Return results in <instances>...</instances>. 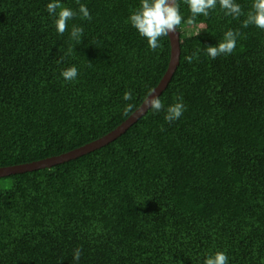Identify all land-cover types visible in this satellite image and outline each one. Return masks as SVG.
I'll use <instances>...</instances> for the list:
<instances>
[{
  "label": "trees",
  "instance_id": "1",
  "mask_svg": "<svg viewBox=\"0 0 264 264\" xmlns=\"http://www.w3.org/2000/svg\"><path fill=\"white\" fill-rule=\"evenodd\" d=\"M50 2L0 0V168L108 135L169 68L170 36L153 51L128 21L141 0H60L77 12L63 35ZM235 2L239 18L217 0L189 25L178 0L181 57L159 96L164 109L78 158L0 176V264H203L217 251L228 264H264V29L242 26L254 0ZM229 29L242 34L235 51L213 60L207 47ZM71 65L78 77L66 81ZM180 96L186 110L169 123Z\"/></svg>",
  "mask_w": 264,
  "mask_h": 264
},
{
  "label": "clouds",
  "instance_id": "2",
  "mask_svg": "<svg viewBox=\"0 0 264 264\" xmlns=\"http://www.w3.org/2000/svg\"><path fill=\"white\" fill-rule=\"evenodd\" d=\"M189 5L191 17L187 20V24L192 25L198 15L207 17L209 10L214 9L217 5V0H185ZM221 9L225 10V15H231L233 18L242 16L243 10L241 5L236 3L235 0H219ZM47 11L50 15L57 16L55 20L56 31L63 35L68 29V21L76 17L77 12L73 9L64 6L60 0H52L47 4ZM79 14L84 19H91L89 9L80 4ZM128 21L135 27L142 37L147 39L149 47L154 51L162 48L160 43L161 37L169 36L170 33H175L178 26L181 25L182 16L179 11L178 0H141L139 9L132 12ZM254 24L260 29H264V0H254L252 4V11L247 13L246 19L243 20L242 26L248 27ZM83 28L76 25L72 26L70 37L77 43L81 42L83 36ZM200 31L196 30L195 35H199ZM242 34L239 31L229 29L224 33L223 39L215 46H208L206 49L207 55L213 60L221 55H230L236 49L237 39ZM73 49H68V54L72 53ZM188 63L194 59H199V49L191 55L185 57ZM60 63V61H57ZM62 77L66 81H75L78 77V68L71 65L61 72ZM155 89H151L146 95L143 105L148 109L159 112L164 109L163 101L159 95H155ZM125 101H131L133 94L131 90L123 94ZM182 96L177 98V102L168 106L164 119L169 123L179 119L183 112L186 110V105L182 102ZM135 105L129 103L124 108V113L133 112ZM140 110V109H137ZM82 255V248H76L73 251V260L79 262ZM228 255L224 251H217L215 254H209L203 260V264H228Z\"/></svg>",
  "mask_w": 264,
  "mask_h": 264
},
{
  "label": "water",
  "instance_id": "3",
  "mask_svg": "<svg viewBox=\"0 0 264 264\" xmlns=\"http://www.w3.org/2000/svg\"><path fill=\"white\" fill-rule=\"evenodd\" d=\"M170 40H171V60L169 64V68L164 75L163 79L161 80L160 84L155 88V95H161L162 92L167 88L170 80L172 79L177 67L180 63L181 57V38H180V31L177 29L175 33H170ZM131 117L125 121L121 126H119L116 130L109 133L108 135L92 142L82 147H79L75 150L69 151L59 156L50 157L47 159L9 166V167H1L0 168V176H8L15 173H23L26 171L36 170L44 167H51L55 164H59L64 161H68L71 159L78 158L82 155H85L95 149H98L104 145H107L111 141L115 140L118 136L124 133L129 126L135 123L142 115H144L149 109L146 105H143L139 108Z\"/></svg>",
  "mask_w": 264,
  "mask_h": 264
}]
</instances>
